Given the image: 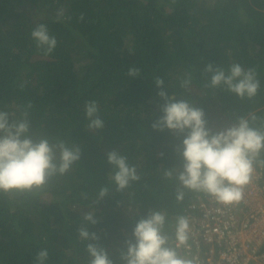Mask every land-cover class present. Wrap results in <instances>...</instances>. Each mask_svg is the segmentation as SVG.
<instances>
[{
	"label": "trees",
	"instance_id": "16d2710c",
	"mask_svg": "<svg viewBox=\"0 0 264 264\" xmlns=\"http://www.w3.org/2000/svg\"><path fill=\"white\" fill-rule=\"evenodd\" d=\"M19 2L0 0V110L10 121L27 110V135L79 145L81 157L41 188L0 191V264H35L41 248L49 250L48 264H88L87 243H98L114 264H123L125 242L150 209L166 213L164 234L174 244L176 217L196 213L193 201L209 197L184 189L183 201L176 200L184 137L153 129L164 104L154 77L164 80L169 97L203 108L214 131L249 114L256 116L251 126L264 131V0H30L35 22L18 12ZM40 23L58 41L49 55L30 36ZM208 63L254 68L257 94L241 99L208 87ZM132 65L143 70L134 78L126 74ZM189 76L190 85L181 87ZM89 99L99 103L102 129L87 127ZM112 149L126 155L140 177L123 191L110 179L106 154ZM260 168L264 164L255 165ZM102 186L109 192L99 199ZM89 211L97 223L88 229L98 241L78 236Z\"/></svg>",
	"mask_w": 264,
	"mask_h": 264
},
{
	"label": "clouds",
	"instance_id": "9594fccd",
	"mask_svg": "<svg viewBox=\"0 0 264 264\" xmlns=\"http://www.w3.org/2000/svg\"><path fill=\"white\" fill-rule=\"evenodd\" d=\"M60 18L58 15L56 19ZM30 36L44 55L51 54L57 47V38L50 33L46 23L37 24ZM142 71V68L132 65L126 74L134 78ZM204 71L210 74L208 87L226 88L241 99L254 97L260 88L256 70L245 69L239 63H233L227 69L208 63ZM154 81L164 104L161 106L162 115L152 124L153 129H168L184 137L180 151L182 170L175 177L180 184L176 200L183 201L184 189H187L224 206L241 203L245 188L253 179L255 165L264 164V160L260 159L264 151V131L252 127L250 123L256 120V116L238 117L232 126L214 131L208 126L203 108L184 99L169 97L161 77L155 76ZM190 83L189 76L181 81V87L187 88ZM9 117V112L0 110V191L25 192L41 188L56 174L68 172L80 159L79 145L69 146L62 139L56 143H50L48 138L33 140L27 135L30 129L27 110L19 120L10 121ZM84 117L89 129L99 130L105 126L95 99L84 102ZM106 156L107 163L112 167L110 179L116 191H123L131 182L140 179L136 166L129 162L126 155L112 149ZM165 176L171 179L173 171H166ZM108 192V186L100 187L98 198L102 199ZM82 219L83 223L77 229L79 238L98 241L97 233L88 229L89 223H97L94 211L85 213ZM167 220L165 212L152 209L138 219L132 230L133 239L125 242L126 251L121 253L123 264H198V257L189 251L190 218L183 214L176 217L174 244L164 234ZM181 247L185 249L184 254L179 251ZM85 250L90 257L88 264H114L108 251L98 243H87ZM48 261L49 250L39 249L35 264H48Z\"/></svg>",
	"mask_w": 264,
	"mask_h": 264
},
{
	"label": "built area",
	"instance_id": "2783aa9c",
	"mask_svg": "<svg viewBox=\"0 0 264 264\" xmlns=\"http://www.w3.org/2000/svg\"><path fill=\"white\" fill-rule=\"evenodd\" d=\"M190 208L197 212L188 215L189 251L198 257V264H260V248L264 245V169L254 170L241 203L224 206L207 198L193 201Z\"/></svg>",
	"mask_w": 264,
	"mask_h": 264
},
{
	"label": "flooded vegetation",
	"instance_id": "af4514ba",
	"mask_svg": "<svg viewBox=\"0 0 264 264\" xmlns=\"http://www.w3.org/2000/svg\"><path fill=\"white\" fill-rule=\"evenodd\" d=\"M16 9L18 10V12L23 13V15L30 18V20H32L33 22H35L38 18L37 15H32V12H34L36 9L34 8V6H32L30 0H20V2L16 4Z\"/></svg>",
	"mask_w": 264,
	"mask_h": 264
},
{
	"label": "rangeland",
	"instance_id": "374dc122",
	"mask_svg": "<svg viewBox=\"0 0 264 264\" xmlns=\"http://www.w3.org/2000/svg\"><path fill=\"white\" fill-rule=\"evenodd\" d=\"M260 264H264V254L261 256V258L258 260Z\"/></svg>",
	"mask_w": 264,
	"mask_h": 264
},
{
	"label": "crops",
	"instance_id": "0c3cea01",
	"mask_svg": "<svg viewBox=\"0 0 264 264\" xmlns=\"http://www.w3.org/2000/svg\"><path fill=\"white\" fill-rule=\"evenodd\" d=\"M264 254V253H263Z\"/></svg>",
	"mask_w": 264,
	"mask_h": 264
}]
</instances>
